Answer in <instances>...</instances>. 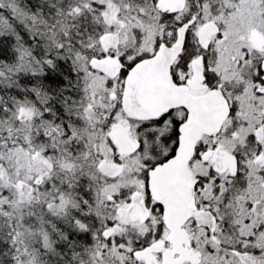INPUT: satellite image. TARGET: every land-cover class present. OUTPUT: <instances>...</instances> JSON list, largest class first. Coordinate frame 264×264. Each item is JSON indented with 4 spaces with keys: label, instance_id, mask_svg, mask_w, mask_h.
I'll use <instances>...</instances> for the list:
<instances>
[{
    "label": "snow or ice",
    "instance_id": "snow-or-ice-1",
    "mask_svg": "<svg viewBox=\"0 0 264 264\" xmlns=\"http://www.w3.org/2000/svg\"><path fill=\"white\" fill-rule=\"evenodd\" d=\"M0 264H264V0H0Z\"/></svg>",
    "mask_w": 264,
    "mask_h": 264
}]
</instances>
